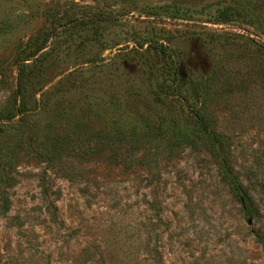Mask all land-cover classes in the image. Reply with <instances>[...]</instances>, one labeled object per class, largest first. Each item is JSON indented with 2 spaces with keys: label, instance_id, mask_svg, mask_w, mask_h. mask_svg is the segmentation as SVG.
I'll return each mask as SVG.
<instances>
[{
  "label": "rangeland",
  "instance_id": "obj_1",
  "mask_svg": "<svg viewBox=\"0 0 264 264\" xmlns=\"http://www.w3.org/2000/svg\"><path fill=\"white\" fill-rule=\"evenodd\" d=\"M197 80L241 196L200 143L101 141ZM63 133L93 160L45 161ZM0 264H264V0H0Z\"/></svg>",
  "mask_w": 264,
  "mask_h": 264
},
{
  "label": "trees",
  "instance_id": "obj_2",
  "mask_svg": "<svg viewBox=\"0 0 264 264\" xmlns=\"http://www.w3.org/2000/svg\"><path fill=\"white\" fill-rule=\"evenodd\" d=\"M192 85L197 92V105L194 101L188 99L185 101L188 111L186 118L173 111L156 118L143 113L136 120V124H132L127 131L104 133L101 136V141L105 146L127 141L130 149L124 157H119L124 167H129L137 161L149 171L152 170V165L157 158L165 156V152L170 153L183 145H198L200 143L216 160L220 173L230 190L241 196L244 194V186L239 173L231 162L229 136L214 129L211 121H209L210 118L204 102L199 104V100H203L202 95L208 93V82L197 80ZM141 146L145 148L144 152L141 155H136V150ZM94 154H96V148L91 146L89 139L82 147L78 145L77 138L72 137L69 133H63L45 153L44 160L52 167L57 166L58 169L61 168L60 164L74 161V159L81 162L82 157L84 162L92 161ZM81 164L83 163L81 162ZM240 198L243 204H248L247 196ZM1 201L2 207L6 209L9 199L3 196Z\"/></svg>",
  "mask_w": 264,
  "mask_h": 264
}]
</instances>
